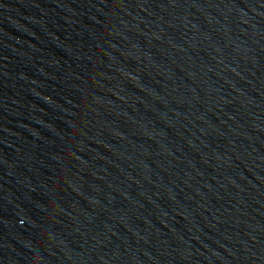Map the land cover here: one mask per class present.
<instances>
[{
    "label": "water",
    "instance_id": "95a60500",
    "mask_svg": "<svg viewBox=\"0 0 264 264\" xmlns=\"http://www.w3.org/2000/svg\"><path fill=\"white\" fill-rule=\"evenodd\" d=\"M84 264H264V0H162Z\"/></svg>",
    "mask_w": 264,
    "mask_h": 264
}]
</instances>
